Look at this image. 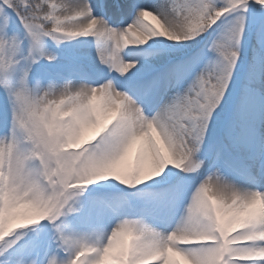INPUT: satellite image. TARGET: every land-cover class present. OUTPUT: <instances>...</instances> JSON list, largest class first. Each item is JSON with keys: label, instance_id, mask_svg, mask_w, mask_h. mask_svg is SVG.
Returning a JSON list of instances; mask_svg holds the SVG:
<instances>
[{"label": "snow or ice", "instance_id": "6c2138e0", "mask_svg": "<svg viewBox=\"0 0 264 264\" xmlns=\"http://www.w3.org/2000/svg\"><path fill=\"white\" fill-rule=\"evenodd\" d=\"M0 264H264V0H0Z\"/></svg>", "mask_w": 264, "mask_h": 264}, {"label": "bare ground", "instance_id": "6f19581e", "mask_svg": "<svg viewBox=\"0 0 264 264\" xmlns=\"http://www.w3.org/2000/svg\"><path fill=\"white\" fill-rule=\"evenodd\" d=\"M153 22H155V21H153Z\"/></svg>", "mask_w": 264, "mask_h": 264}, {"label": "rangeland", "instance_id": "374dc122", "mask_svg": "<svg viewBox=\"0 0 264 264\" xmlns=\"http://www.w3.org/2000/svg\"><path fill=\"white\" fill-rule=\"evenodd\" d=\"M153 23H155V22H153Z\"/></svg>", "mask_w": 264, "mask_h": 264}]
</instances>
